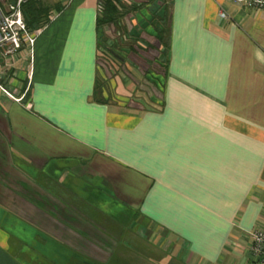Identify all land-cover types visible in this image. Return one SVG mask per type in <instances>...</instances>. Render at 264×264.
<instances>
[{
  "label": "crops",
  "instance_id": "crops-1",
  "mask_svg": "<svg viewBox=\"0 0 264 264\" xmlns=\"http://www.w3.org/2000/svg\"><path fill=\"white\" fill-rule=\"evenodd\" d=\"M97 1L40 0L30 76L17 54L6 83L28 91L0 92V264H147L157 238L173 264H240L264 228V9ZM99 55L123 68L111 93Z\"/></svg>",
  "mask_w": 264,
  "mask_h": 264
},
{
  "label": "built area",
  "instance_id": "built-area-1",
  "mask_svg": "<svg viewBox=\"0 0 264 264\" xmlns=\"http://www.w3.org/2000/svg\"><path fill=\"white\" fill-rule=\"evenodd\" d=\"M25 0H0V92L8 97L20 101L28 91L29 83L19 93L7 87L6 83L16 74L14 59L16 55L26 56L29 76L31 62L34 54V44L37 32L28 27L23 16L22 3ZM106 0H98V10L101 11ZM117 3L119 0H112ZM135 2L137 0H134ZM139 1V0H138ZM244 7L264 9V0H231ZM220 16L227 17V12L221 10ZM111 39L105 41V46L110 45ZM105 46H100V51H106ZM104 53V52H103ZM30 64V66H29ZM240 264H264V228L255 227L249 231L247 253Z\"/></svg>",
  "mask_w": 264,
  "mask_h": 264
},
{
  "label": "trees",
  "instance_id": "trees-1",
  "mask_svg": "<svg viewBox=\"0 0 264 264\" xmlns=\"http://www.w3.org/2000/svg\"><path fill=\"white\" fill-rule=\"evenodd\" d=\"M41 2L40 0H25L22 3V10L24 14V18L26 21V24L29 27L35 26L39 22H44V16L41 11ZM107 11L105 14V17L103 18H109L110 16H116L118 11L116 10V7L113 3L108 4V7H106ZM159 9V7L157 8ZM156 9V10H157ZM155 10V11H156ZM104 16V15H103ZM102 17L98 18V29H101V20H103ZM153 18V16H152ZM156 18L153 23L156 30V37L157 39L163 44V52H166L169 49L170 45V27H169V10H168V4L164 5L162 8V11L160 14H157L154 16ZM99 46H105V42L101 36L99 37ZM105 49L108 53L111 55H117L116 51L111 46L106 45ZM116 58H123V57H116ZM102 82H100L99 77H97V84H96V93H101V85Z\"/></svg>",
  "mask_w": 264,
  "mask_h": 264
},
{
  "label": "rangeland",
  "instance_id": "rangeland-1",
  "mask_svg": "<svg viewBox=\"0 0 264 264\" xmlns=\"http://www.w3.org/2000/svg\"><path fill=\"white\" fill-rule=\"evenodd\" d=\"M122 45H124V43L121 44V46ZM122 49H124V48H122ZM103 52L105 54H107L106 51L103 50ZM120 52H121V50H120ZM127 53H128L127 50H122V55L124 57H127ZM100 55H99V65L101 66L102 69L99 68V70H100L99 73L102 77V83H106V85L104 84L105 85L104 87H107L111 93V92H113V90L111 88L112 85L110 82L111 78L115 77L116 75L121 76V75H119V74H121L119 71H121L120 69L123 70V68L121 67V63H119L117 61L116 62L118 63L120 69L116 68L111 61H108V57H104V56L100 57ZM151 62L153 63L154 61L151 58H147V65L150 64ZM134 68H135L134 64L127 62L126 69L134 70ZM153 71H154L153 66H151V67L149 66L147 68V74L150 75V73ZM107 73H110V75H108ZM149 79L152 81L151 76L149 77ZM148 240L149 239H147V258H150V261H149V259H147V264H173L172 262L178 261V259H179L178 256H181V254L180 255L177 254L178 251H177V249H175L174 246H170V247L168 246L167 247L166 241H163L162 238H157V239L153 240L152 242L148 241ZM165 259H166V261H164Z\"/></svg>",
  "mask_w": 264,
  "mask_h": 264
},
{
  "label": "water",
  "instance_id": "water-1",
  "mask_svg": "<svg viewBox=\"0 0 264 264\" xmlns=\"http://www.w3.org/2000/svg\"><path fill=\"white\" fill-rule=\"evenodd\" d=\"M99 34H100V32H99Z\"/></svg>",
  "mask_w": 264,
  "mask_h": 264
}]
</instances>
